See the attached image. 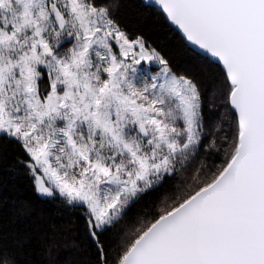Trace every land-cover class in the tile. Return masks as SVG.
I'll use <instances>...</instances> for the list:
<instances>
[{
	"label": "snow or ice",
	"instance_id": "snow-or-ice-1",
	"mask_svg": "<svg viewBox=\"0 0 264 264\" xmlns=\"http://www.w3.org/2000/svg\"><path fill=\"white\" fill-rule=\"evenodd\" d=\"M128 7L0 0L3 171L68 225L0 264H264V0H139L176 64Z\"/></svg>",
	"mask_w": 264,
	"mask_h": 264
},
{
	"label": "trees",
	"instance_id": "trees-1",
	"mask_svg": "<svg viewBox=\"0 0 264 264\" xmlns=\"http://www.w3.org/2000/svg\"><path fill=\"white\" fill-rule=\"evenodd\" d=\"M132 7L125 8L121 19L129 24L132 30L142 31L151 42L164 51L176 64L181 60V54L175 47L168 46L164 27L152 17L141 15L136 5L139 0H126ZM13 157L20 155L18 149L13 145L9 147ZM0 154V229L7 234L23 236L32 234L33 249L39 250L41 235L45 231H53L50 225L55 224L57 235L66 232L67 222L57 215L54 204L40 198L32 189L31 181L22 173L9 175L3 169L8 164ZM23 215L20 214V210ZM63 255V254H62Z\"/></svg>",
	"mask_w": 264,
	"mask_h": 264
}]
</instances>
